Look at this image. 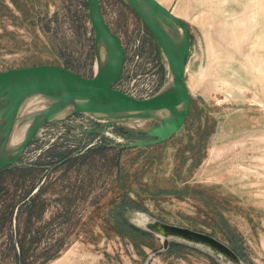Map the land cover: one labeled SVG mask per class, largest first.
Returning <instances> with one entry per match:
<instances>
[{
	"label": "rangeland",
	"instance_id": "obj_1",
	"mask_svg": "<svg viewBox=\"0 0 264 264\" xmlns=\"http://www.w3.org/2000/svg\"><path fill=\"white\" fill-rule=\"evenodd\" d=\"M159 1L190 30L185 81L191 108L185 130L158 148L142 150L131 146L154 140L145 130L165 124L164 120L148 117L135 124L83 112L42 124L16 165L50 164L54 152L75 148L81 140L82 147L106 140L123 150L119 173L111 160L118 150L107 151L108 159L103 153L81 158L68 171L66 166H40L36 180L44 176L49 188L43 194L47 209L35 220L44 225V231L38 253H30L32 264L43 262L36 255L60 233L65 236L59 255L45 264H237L201 243L157 232L153 237L118 233L114 218L108 216L116 206L110 201L128 195L130 183L131 195L138 191L143 198L139 208L127 212L135 225L148 230V223L162 218L213 234L231 245L229 235L216 227L218 198L222 205L218 210L241 235L244 263L264 264V0ZM100 3L126 50L115 87L136 98L158 95L171 68L151 29L126 0ZM96 48L87 0H0V72L58 64L93 77ZM207 117L216 122L212 132L203 130ZM143 132L148 138L140 136ZM132 135L137 138L128 137ZM199 139L206 143L203 159L199 166H190V152L184 149ZM76 149L77 153L81 147ZM84 159L85 164H80ZM118 174L125 183H113ZM29 182L18 189L20 196ZM14 183L8 182L10 192ZM185 185L189 188L184 189ZM180 191L183 194L178 197ZM153 194L157 198L152 199ZM25 225V213L18 209L11 223L3 226L0 222V264H17L18 230L14 228L23 230Z\"/></svg>",
	"mask_w": 264,
	"mask_h": 264
},
{
	"label": "water",
	"instance_id": "obj_2",
	"mask_svg": "<svg viewBox=\"0 0 264 264\" xmlns=\"http://www.w3.org/2000/svg\"><path fill=\"white\" fill-rule=\"evenodd\" d=\"M144 1L151 7L154 17L147 16L134 0H131L128 4L140 15L162 47L174 76V84L176 85V91L174 93L162 96L156 95L151 98H136L115 87L124 69L126 50L121 38L107 23L100 0H87L89 17L95 32L96 41L103 40L108 48L109 61L106 68L93 77H86L67 66L58 64L15 67L0 72V98L8 96L9 123L14 120L15 112L24 96L32 92L43 91L61 98L84 99L91 103L96 102L105 95L113 99L112 103L108 106L83 105L69 115L113 109H179L177 113L164 119L165 124L145 130L149 135L155 137L154 140L149 142L138 141L132 145L141 146L145 143H161L179 132L184 127L191 108V96L185 81L187 60L191 48L190 30L181 18L159 0ZM157 12L163 14L183 31L182 44L175 53L169 44L167 36L155 19ZM48 114L49 112L46 116ZM41 122H38L34 126L33 130L23 142L18 157L15 160L0 165V169L20 162L23 154L34 140L38 129L41 127ZM147 227L149 231L160 233L166 237L173 236L190 242L204 244L221 253L234 263L245 264L242 257L230 244L213 234L162 220L148 223ZM167 243L165 241V246H167Z\"/></svg>",
	"mask_w": 264,
	"mask_h": 264
},
{
	"label": "trees",
	"instance_id": "obj_3",
	"mask_svg": "<svg viewBox=\"0 0 264 264\" xmlns=\"http://www.w3.org/2000/svg\"><path fill=\"white\" fill-rule=\"evenodd\" d=\"M15 1V0H14ZM204 129L212 132L214 131V128L216 127V122L215 120L209 119L207 117L204 121ZM184 126V130H185ZM205 132L202 131V136ZM140 136H143L145 138H148V134L146 132H143ZM175 136V135H174ZM172 136L171 138H173ZM129 138H137L136 136H128ZM144 138V139H145ZM141 139V138H139ZM143 140V139H141ZM162 144H165V142L162 143H156V144H147V145H141V146H136L133 145L131 146L134 149H142V150H147V149H154L160 147ZM206 143L202 141V139H199L196 143H193L190 141L186 148L184 150L190 152V157L192 159V163L190 164L193 166H199L202 162L203 156L201 155L202 149L206 147ZM82 145V140L78 142V146H75V148H67L65 150H59L57 152L53 153V159L52 162H49L51 165H59V166H66V171L70 170L71 168H76L79 164L77 163L81 158L84 157H91L94 156L95 154L98 153H103L106 157V159L109 158V152L112 150H118V153L116 152L112 155V159L114 160L115 163L114 165L118 168V173L121 171V166H120V160H121V152L123 149H116V147H113L110 145V142L104 141L102 144H94L90 145L86 143L83 147ZM79 152L76 153L77 149L80 148ZM107 151H109L107 153ZM187 161V159H186ZM47 163H35V165H8L6 167H3L0 169V196L1 201L3 203V208L0 210L1 216H0V222H2L3 226L6 225L8 222L11 223L13 220V217L15 215V210L18 209L19 212L25 213L26 216V225L24 229L22 230L21 227L17 226L14 228L16 232L15 235V242L16 244L18 243L19 246V251L15 252L14 258L16 259L17 264H32L33 261L29 262V257L30 253L33 250V252H37V245L41 242L42 240V233L44 231V225H38L36 224L35 220H38L42 217L44 212L47 209V201L46 198H43V194L46 191V189L49 188V185L47 184V180L43 177L39 178L36 180V173L37 171H40V166H46L45 168H48L50 165ZM80 164H85V159L80 162ZM65 171V172H66ZM16 176H18V180L16 179ZM14 180L15 183V188L13 191L10 192L8 190V182ZM125 183V179H122V175L118 174L114 179L113 183H117L121 181ZM29 182V187L23 193V195L18 194V189L22 187L23 189L25 188V185H27V182ZM129 183V180H128ZM133 185L130 183L128 186V195H120L118 197H115L112 201H110L111 206L116 204V206L112 207L110 210L108 216L114 218V226L118 233L124 234L125 232H131L133 234H139L142 236L146 237H153L154 233L151 231H148L146 229L140 228L139 226L135 225L132 223L128 216L127 212L131 208H139L140 206L138 205L139 199L143 198L141 197V194L137 191L133 196L131 195V192H133ZM85 185L81 186V190H85ZM189 188L188 185L184 186V189ZM174 189H177V186L174 187ZM4 193V194H3ZM6 193V194H5ZM177 196H181L183 194L182 191L176 192ZM18 197L20 198L19 200ZM119 198V199H118ZM152 199L157 198L155 194L151 196ZM121 199V201H119ZM217 199V210L215 211V217H216V227L219 228V231L226 235H229V240L231 241V246L236 250V252L244 259L245 256V251L243 248V243L241 240V235L237 231L235 227H233L229 222L225 214L218 210L222 209L221 201L220 199ZM23 202V203H22ZM69 202H72L70 199ZM64 208H68V213H69V207L68 204H64ZM19 215V213H18ZM16 215V217L19 218V216ZM162 220V218H160ZM164 221V220H162ZM59 238L55 237L54 242H50L46 251L41 252L45 249H42L39 252V255H36V259L39 257H43V262L41 264H45L49 260L57 257L59 255V251L63 246V237L65 236L64 234L60 233ZM67 245L69 244L68 242L66 243ZM36 245V246H35ZM65 245V244H64ZM65 245V246H67ZM33 246L34 249H33ZM64 246V247H65ZM39 261V260H38Z\"/></svg>",
	"mask_w": 264,
	"mask_h": 264
},
{
	"label": "bare ground",
	"instance_id": "obj_4",
	"mask_svg": "<svg viewBox=\"0 0 264 264\" xmlns=\"http://www.w3.org/2000/svg\"><path fill=\"white\" fill-rule=\"evenodd\" d=\"M131 2V0H126ZM144 11L147 16L154 17L151 7L144 0H134ZM157 23L168 38L169 44L173 52H177L182 44L183 31L180 27L174 25L172 21L167 19L163 14L157 12L155 15ZM96 74L101 73L107 66L109 61L108 48L103 40L97 42L96 48ZM170 67V66H169ZM170 72V68H169ZM176 91L174 84V76L172 71L168 80L158 92V96L172 94ZM113 99L110 96H103L96 102L91 103L84 99L61 98L51 95L47 92L38 91L27 94L22 98L15 112L14 120L9 123V99L8 96L0 98V165L15 160L20 152L23 142L28 137L34 126L45 121L58 120L67 117L75 109L83 105H99L108 106ZM178 108L174 110L156 109V110H97L90 111L96 116L113 117L118 120H125L138 124L141 120L148 117H155L164 120L173 113L178 112ZM49 112L48 116L46 114ZM42 126V125H41Z\"/></svg>",
	"mask_w": 264,
	"mask_h": 264
}]
</instances>
